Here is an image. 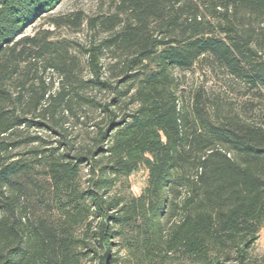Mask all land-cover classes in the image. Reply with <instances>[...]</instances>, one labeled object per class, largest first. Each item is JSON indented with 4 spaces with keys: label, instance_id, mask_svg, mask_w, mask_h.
<instances>
[{
    "label": "trees",
    "instance_id": "obj_1",
    "mask_svg": "<svg viewBox=\"0 0 264 264\" xmlns=\"http://www.w3.org/2000/svg\"><path fill=\"white\" fill-rule=\"evenodd\" d=\"M61 1L0 0V264H264V117L189 109L174 75L202 61L264 99V0H120L85 67L23 36Z\"/></svg>",
    "mask_w": 264,
    "mask_h": 264
},
{
    "label": "rangeland",
    "instance_id": "obj_2",
    "mask_svg": "<svg viewBox=\"0 0 264 264\" xmlns=\"http://www.w3.org/2000/svg\"><path fill=\"white\" fill-rule=\"evenodd\" d=\"M120 0H62L50 13L43 15L33 25L28 27L23 36L33 37L37 34L43 36L49 33V40L53 43L62 44L68 51L76 55L85 67V51L93 40L106 37L98 34L87 26L88 20L102 15L116 13ZM84 18V24L80 28L56 27L52 24L53 19L71 18L78 15ZM110 62L109 54L104 57V63ZM86 75V72H84ZM175 77L181 81L182 99L191 109L196 95L199 93L207 105L217 108L221 114H239L244 120L259 122L264 117V99L256 96L237 80L233 79L225 71L219 68H209L205 62L199 61L189 71H174ZM210 111H212L210 109ZM148 173L145 168L132 174L128 178L130 184L129 193L139 197L146 187ZM118 250V248H116ZM118 264H135L128 262L126 251L119 249ZM253 258L264 257V229L259 234V239L250 252ZM172 264H189L188 262Z\"/></svg>",
    "mask_w": 264,
    "mask_h": 264
}]
</instances>
